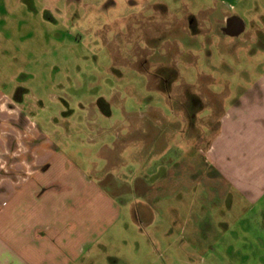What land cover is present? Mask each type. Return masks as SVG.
Instances as JSON below:
<instances>
[{
    "label": "rangeland",
    "instance_id": "rangeland-1",
    "mask_svg": "<svg viewBox=\"0 0 264 264\" xmlns=\"http://www.w3.org/2000/svg\"><path fill=\"white\" fill-rule=\"evenodd\" d=\"M2 3L0 71L5 82L19 74L17 83L31 90L26 102L35 121L67 160L85 164L84 189L74 199L75 209L69 207L71 215L84 214L79 237L89 244L84 264H188L190 251L179 249L180 237L173 232L179 227L171 201L149 205L125 192L124 183L131 182L129 162L141 157L126 155L124 143L132 132L156 134L150 118L158 113L172 119L170 102L188 101L189 89L204 95L210 76L220 89L228 78L242 82L243 67L232 59L248 51L264 55V39L254 40L259 28L264 35V22L257 17L264 16V0H234L233 8L221 0ZM225 15L243 20L244 32L227 35ZM226 59L236 75H221ZM257 63L245 61L254 75L260 71ZM205 114L197 124L202 147L218 127V115ZM98 133L117 136L116 150L97 152L88 135Z\"/></svg>",
    "mask_w": 264,
    "mask_h": 264
},
{
    "label": "crops",
    "instance_id": "crops-1",
    "mask_svg": "<svg viewBox=\"0 0 264 264\" xmlns=\"http://www.w3.org/2000/svg\"><path fill=\"white\" fill-rule=\"evenodd\" d=\"M232 1L221 0L233 8ZM254 54L232 59L243 67L241 83L228 78L220 89L210 76L204 95L189 89L188 101L170 102L172 119L150 118L156 134L132 132L124 143L126 155L141 157L129 162L125 192L149 205L171 201L179 227L173 232L179 249L190 251L188 264H264V55ZM253 59L260 66L255 75L245 64ZM230 67L224 60L221 75H234ZM18 75L7 84L0 71V264H84V214L71 215L69 207L84 189L85 164L67 160L38 125L26 102L31 90ZM205 112L218 115V127L202 147L197 124ZM88 137L97 152L118 146L111 134Z\"/></svg>",
    "mask_w": 264,
    "mask_h": 264
},
{
    "label": "water",
    "instance_id": "water-1",
    "mask_svg": "<svg viewBox=\"0 0 264 264\" xmlns=\"http://www.w3.org/2000/svg\"><path fill=\"white\" fill-rule=\"evenodd\" d=\"M226 24V28H224L223 31L231 37L239 36L245 30L244 21L238 17L228 18Z\"/></svg>",
    "mask_w": 264,
    "mask_h": 264
}]
</instances>
